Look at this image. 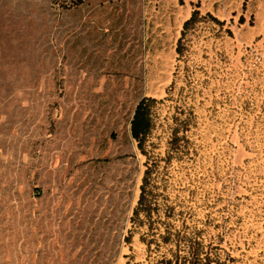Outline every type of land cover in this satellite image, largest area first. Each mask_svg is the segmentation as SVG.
<instances>
[{
  "label": "rangeland",
  "instance_id": "rangeland-1",
  "mask_svg": "<svg viewBox=\"0 0 264 264\" xmlns=\"http://www.w3.org/2000/svg\"><path fill=\"white\" fill-rule=\"evenodd\" d=\"M201 1L0 0V264H155L147 168L156 225L264 264V38Z\"/></svg>",
  "mask_w": 264,
  "mask_h": 264
},
{
  "label": "trees",
  "instance_id": "trees-1",
  "mask_svg": "<svg viewBox=\"0 0 264 264\" xmlns=\"http://www.w3.org/2000/svg\"><path fill=\"white\" fill-rule=\"evenodd\" d=\"M199 17L197 10L193 11L190 18L183 24L181 37L178 40L177 52L181 53V43L185 36L186 30L193 26ZM211 18L218 25H222L218 20ZM155 100L150 98H142L135 107L132 119L130 121V134L131 137L137 142L138 147L142 148L143 143L152 129L151 110ZM151 174V169L147 168L143 177V185L141 186V193L138 200L137 207L133 211V221L138 225H145L148 223V229L151 233L152 239L146 242L147 248L150 244H154L156 249L165 248L163 254H159V259L155 264H224L221 262L219 254L212 251L211 248L205 247L202 243L201 231L195 228L182 226L176 229L168 222L156 223L152 221L153 213L156 209L152 207L148 199V192H146V184ZM172 209H167L165 216L167 218L172 216ZM144 216L145 222L139 220V216ZM163 227L162 233L154 232V230Z\"/></svg>",
  "mask_w": 264,
  "mask_h": 264
},
{
  "label": "crops",
  "instance_id": "crops-1",
  "mask_svg": "<svg viewBox=\"0 0 264 264\" xmlns=\"http://www.w3.org/2000/svg\"><path fill=\"white\" fill-rule=\"evenodd\" d=\"M201 10L221 21L242 17L246 38H264V0H202Z\"/></svg>",
  "mask_w": 264,
  "mask_h": 264
}]
</instances>
